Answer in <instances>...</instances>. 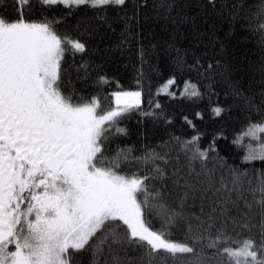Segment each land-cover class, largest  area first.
<instances>
[{"label": "snow or ice", "instance_id": "obj_1", "mask_svg": "<svg viewBox=\"0 0 264 264\" xmlns=\"http://www.w3.org/2000/svg\"><path fill=\"white\" fill-rule=\"evenodd\" d=\"M30 2L13 0L15 17L0 11V264H76V254L84 252H91V264H99L105 248L111 259L104 264H156L158 256L173 264H264V169H253L255 176L232 170L229 182L223 177L217 182L210 169L197 172L192 165L194 159H207L206 150L197 148L186 167L178 154L167 177L181 193L172 204L148 183L165 178L159 166L145 175L139 167L122 173L124 164L157 158L169 162L167 154L155 152L133 157L131 149H117L115 155L106 154L110 130L125 131L117 127L118 118L139 107L141 92L113 93L116 107L108 109L97 96L74 101L65 95L61 62L66 51L84 52L85 44L58 34L54 18L25 19ZM40 3L99 9L123 6L126 0ZM160 6L170 7L164 0ZM256 15L264 34V0ZM186 94L199 95L195 85ZM213 111L220 115L223 109ZM261 134L264 120L249 123L234 139L245 149L243 161L264 162ZM245 137L251 138L247 144ZM196 140L187 141L185 148ZM197 202L199 212L193 211ZM146 212L161 220L160 229L150 226ZM179 221L187 225L185 242L170 238L169 227ZM253 229L258 241L242 236ZM205 239L214 250L211 256L204 254ZM130 248L143 254L129 258ZM184 254L197 259H183Z\"/></svg>", "mask_w": 264, "mask_h": 264}, {"label": "trees", "instance_id": "obj_2", "mask_svg": "<svg viewBox=\"0 0 264 264\" xmlns=\"http://www.w3.org/2000/svg\"><path fill=\"white\" fill-rule=\"evenodd\" d=\"M164 3L170 7H161V0H126L123 6L93 9L48 7L40 0H31L24 15L32 21L54 18L58 34L85 44L84 52L69 49L61 62L66 70L63 91L73 95L74 101L97 96L102 107L108 109L116 106L113 93L141 92L139 107L118 118L117 127L125 131L112 128L104 147L110 155L117 149H131L133 157L149 152L167 154L168 163L157 158L148 164L121 165V171L130 173L139 167V174L145 175L159 166L165 178L148 183L160 189L172 204L181 193L173 189L167 177L178 154L180 165L186 167L197 148L206 150L207 159H194L192 165L197 172L202 167L210 169L217 182L221 177L229 182L232 170H248L255 176L253 169H264V162L243 161L245 149L233 143L249 123L264 120V34L258 30L261 21L256 15L260 0ZM0 11L15 17L13 0H0ZM164 84L166 90L161 88ZM191 85L199 95L186 94ZM217 107L223 109L220 115L213 111ZM194 137L198 140L185 148ZM193 211L199 212L198 202ZM145 219L154 230L161 228V220L155 216L146 212ZM168 231L172 240L185 242V221L171 225ZM215 231L213 228L210 234L214 236ZM242 236L259 240L255 229L243 231ZM186 242L192 246L191 240ZM208 243L207 239L203 241L204 254L211 256L214 250L206 247ZM142 254L139 249L127 252L129 258ZM119 255L124 257L125 253ZM105 259H111L106 248L99 264ZM183 259L197 258L184 254ZM75 260L76 264H91L92 254L78 253ZM134 264L139 261L134 260ZM156 264L173 262L158 256Z\"/></svg>", "mask_w": 264, "mask_h": 264}, {"label": "rangeland", "instance_id": "obj_3", "mask_svg": "<svg viewBox=\"0 0 264 264\" xmlns=\"http://www.w3.org/2000/svg\"><path fill=\"white\" fill-rule=\"evenodd\" d=\"M165 85H166V84H164V85L161 86V88H162L163 90H166ZM186 85H187V84H186ZM186 85H185V86H186ZM189 90H191V86L189 87ZM115 107H116V106H115ZM115 107H114V108H115ZM241 133H242V132H241ZM241 133H239V134H241ZM261 135H262V137H264V134H261ZM250 139H251L250 137H245V138H244V143L247 144V143L250 141ZM253 143H255V142H253Z\"/></svg>", "mask_w": 264, "mask_h": 264}]
</instances>
